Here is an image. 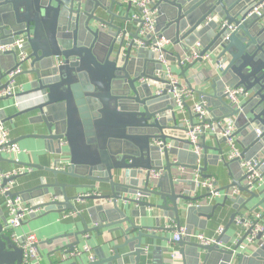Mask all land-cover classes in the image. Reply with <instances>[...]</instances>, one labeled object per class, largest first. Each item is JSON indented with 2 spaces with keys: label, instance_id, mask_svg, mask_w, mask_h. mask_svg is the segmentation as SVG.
<instances>
[{
  "label": "water",
  "instance_id": "1",
  "mask_svg": "<svg viewBox=\"0 0 264 264\" xmlns=\"http://www.w3.org/2000/svg\"><path fill=\"white\" fill-rule=\"evenodd\" d=\"M150 1L156 11V38L178 46L183 54L199 44L200 56L216 54L225 63L220 75L206 68L204 73L197 71L188 77L201 58L185 67L181 54L172 58L184 84L205 102L212 121L233 119L241 159L261 157L258 169L264 179V22L251 14L264 0ZM114 6H120L116 0H0V46L25 37L27 58L19 65L23 71L14 79L25 75L30 81L28 89L17 93L15 99L41 96L10 120L35 113L43 132L29 137L40 140L46 153L56 157L53 166L45 170L53 175V182L8 196H19L25 203L33 200L43 216L76 214L83 230L72 234L76 240L66 246L67 253L74 251L78 237L84 234L105 230L115 235L108 242L113 244L109 256L99 251L94 262L78 259V264H125L127 260L142 264L146 240L168 243L170 239L156 233H172L183 224L185 236L176 244L181 264H264L262 233L253 244L247 243L250 229L235 241L226 235L244 211H259L264 225V184L250 190L240 161H228L218 147L213 149L218 152L213 164H218L220 154L230 180L217 190L225 193L221 203L208 205L209 194H200L193 179H179L175 171H194L198 160L202 161L201 178L209 177L205 176L209 148L201 143L199 156L192 151L186 138L189 129L179 124L166 81L155 76L162 65L158 54L148 49L151 39L140 38V21H136L137 31L128 32L125 22L129 17L117 14ZM209 17L212 19L207 21ZM230 26L233 31L228 30ZM165 53L169 61L172 56ZM16 57V52L0 53V74L5 71L0 75V89L6 87L3 80L7 75L18 67ZM58 60L62 64L58 65ZM225 87H241L248 94L238 109L227 102ZM185 108L192 127L196 116ZM218 137L225 145V139ZM62 162L66 168L60 171L56 167ZM151 171L161 172V176L154 179ZM58 176L66 181L60 182ZM96 185L107 187L108 192H95ZM180 185L188 190H181ZM78 189L95 193L86 198L96 203L86 209L94 227L90 228L78 212L74 204L77 196L69 195ZM233 189L237 194L231 196ZM227 202L233 213L215 244L192 241V231L203 229ZM170 222L175 227L168 226ZM11 234L0 210V264H22L23 251Z\"/></svg>",
  "mask_w": 264,
  "mask_h": 264
},
{
  "label": "built area",
  "instance_id": "2",
  "mask_svg": "<svg viewBox=\"0 0 264 264\" xmlns=\"http://www.w3.org/2000/svg\"><path fill=\"white\" fill-rule=\"evenodd\" d=\"M128 4L132 8L131 19L135 21H140V31L139 36L142 39H151L148 49L151 52L157 53V61L162 65V70L155 73V76L158 78H163L166 81V92L169 95L170 99L173 102L175 111L179 114L185 112L186 102L192 99L194 92L189 89L186 85H183L179 80L173 75L171 71V65L168 60L165 58L166 47L169 45V42L163 38L155 37V19L156 11L152 7L150 0H127ZM251 14H254L256 17L261 18L264 22V1H262L257 7H255ZM212 17L207 18L211 20ZM228 30L233 31L234 29L230 26ZM25 43V37L20 36L16 37L12 43L0 46V53H9L16 52V67L11 71L7 77V85L4 89H0V101L8 98H15L17 93H21L22 86H17L15 77L21 74L23 71L20 64L24 63L27 58V53L23 51V45ZM200 46L195 44L187 54L184 55L181 59V64L185 67L188 66L198 59L201 58L200 64L205 68L212 69L217 75H220L225 70V63L221 59H217L216 54L206 53L203 56H200ZM57 64H62L58 60ZM162 92V90H160ZM223 95L226 97V100L232 107L238 109L242 104V101L248 97V94L241 87H225L223 90ZM41 99L39 94L29 96L27 98L17 99L14 106L17 110L22 111L29 103L36 102ZM190 112L196 116V122L190 127V122L184 120L185 127L189 129L186 134V138L192 144V151L199 156L201 154V148L198 144L201 135L206 133L212 134L214 136H220L225 139V145L227 152L225 158L228 161H240L241 169L243 171L245 178V185L250 190H258L263 184L264 179L262 174L259 172V165L261 163V157L252 159L250 161H243L241 159V149L237 144V139L234 136V122L233 119H226L220 122H213L210 119L207 111L205 110V102L198 101L190 109ZM210 120V121H208ZM256 135L259 136V131H256ZM26 154L25 150H22L18 144L12 142L9 136L8 128L0 120V156L8 155L11 156L14 160V163L17 164L16 167L12 168L8 172L0 171V195L4 196V206L7 211V225L8 229L12 231V240L17 244V246L23 251L22 264H42L39 261L38 254V241L34 234H21L20 236L15 233V230L20 228L23 222H25L30 216L40 215L43 211L41 208H34L28 206L19 196L9 197L8 194L11 193L13 188V182L10 180L12 178L29 174L32 172V168L28 166L19 165V154ZM200 161L196 162V169L192 172V179L195 183V188L200 191H205L209 194L208 205L215 203V201L220 197L221 192H218L217 187L214 184L212 179H202L200 173ZM65 163H61L56 169L63 171L65 170ZM150 176L154 179L161 176V172L151 171ZM7 183L3 186V182ZM95 193L86 192L77 197V203H83L86 201V198L94 195ZM237 194L236 190L231 191V196ZM261 214L254 212L246 217H236L234 219L235 224L239 226L242 230V233L247 230H251L250 235L247 237V243H255L256 237L259 233L263 234L264 238V225L260 222ZM222 229H219L217 234L221 235ZM184 228L174 231L172 238L170 239L171 252L170 260L171 264H181V257L179 255L178 249L174 246L185 236ZM191 239H196V242L209 246L215 244L216 238H206L201 234L191 235ZM240 238V236H239ZM18 241H20L18 243ZM80 253L88 254L87 260L89 262H94L95 258L91 253V250L88 246H84L80 251L70 252L71 256H78Z\"/></svg>",
  "mask_w": 264,
  "mask_h": 264
},
{
  "label": "crops",
  "instance_id": "3",
  "mask_svg": "<svg viewBox=\"0 0 264 264\" xmlns=\"http://www.w3.org/2000/svg\"><path fill=\"white\" fill-rule=\"evenodd\" d=\"M116 1L120 6H114L113 10L121 16L129 17L130 20L128 22H125V27L128 32L134 33L138 30L139 26L135 20L131 19L132 8L128 4L127 0ZM166 52L169 54V56H172L169 57V62L173 75L179 80L181 84L185 85L183 78L180 76L178 63L176 60L172 59L175 54H181V59H183L185 54L182 53L178 46H174L170 43L166 47ZM6 64L8 63L6 62ZM205 69V67L196 66L195 68H193V70L187 73V76H193L197 71H202V73H204ZM4 72L5 71L3 70L0 75H3ZM204 76H207V74H204ZM15 81L17 86H22V90H26L28 89L26 85L27 82L30 81V78L25 75H20L18 78H16ZM3 82H6V79H4ZM189 83L192 86V89L196 91L197 88L195 87L194 83L192 81ZM16 101L18 102L17 98L15 99L14 97L5 100L3 99L0 101V120L4 122L5 126L8 128L9 136L12 142L17 141L16 144H18L22 150L26 151V154L21 153L18 155L19 163L26 166L36 165L40 167V169H33L29 174L18 176V178L13 182V188L11 189L12 194H18L26 189H30L44 183L48 184L53 182V175L45 170L53 166V161L56 158L55 156L46 153L47 151L40 140L29 137L32 135L41 134L43 132L41 126L35 121V113L17 116L10 120V118L20 112L14 106ZM198 101L199 96L194 92L192 99L186 102V107H188V109H191V107ZM187 111L188 110L185 108V112L179 114V124H183V127H185L186 124L184 120L190 122V114ZM193 122H196V120L194 119ZM179 136H183L182 133ZM216 137L212 134L206 133L203 136V139L200 138L199 143H202L209 148L206 152L208 160L205 176H209L207 179H212L217 189H220L228 185L230 183V180L226 175V169L221 163L220 154L218 164H213V157L218 155V152L214 151L213 149L217 147L220 148L223 151V156L227 152L226 145L221 143L219 137ZM236 139L238 141L239 137H236ZM2 157L3 159L0 161V171L8 172L9 170L17 166L11 156L2 155ZM172 160H174V158H172ZM185 162L187 163V161ZM200 166H202V161H200ZM192 172L193 171L185 168H179L177 171H175V173L179 175V179L182 181L191 180ZM58 179L60 182L66 181V178L63 176H58ZM75 182L80 185L87 184L84 181L75 180ZM179 188L183 191L188 190L186 185H180ZM95 190L93 191L108 192L107 187L102 185H96ZM86 192L91 191L78 189L75 191H71L69 195L78 197ZM203 193L204 192L202 191L200 192V194ZM224 195L225 193L221 192L220 197L215 201V203H221ZM4 201V196L0 195V210L2 211L4 219H7V211L4 206ZM26 204L28 206L34 207L33 200H31L30 203ZM74 204L77 206L78 212L82 214L88 226L90 228L94 227V225L90 223V217L88 216V214H86V209L92 207L96 203L86 200L83 203H77L75 201ZM149 212L150 211H148V214ZM256 212L259 213V211ZM232 213L233 210L231 209V204L227 202L223 209L218 208L216 210L214 217L211 220L207 221L203 229L195 228L192 231V234H201L206 238H218V230H224ZM242 215L243 217H246L250 215V213L244 211L242 212ZM164 222L165 221H163V223ZM151 223H153V221ZM169 224L171 227H175V224L170 222L168 223V226ZM182 228H184V224L182 225ZM81 230H83V225L76 214L64 213L62 215L48 214L46 216H43V213H41L40 215H37V217L28 218L25 222H23L20 228L15 230V233L19 236L21 234L28 233L35 235L38 241V258L40 263L42 264H71L73 262H76L78 264V259H81L83 260V262H85L87 260L88 254L80 253L78 256H71L70 253H67L68 250L66 246L75 242L76 238L72 234H75L76 232H79ZM98 234H101V231L96 233L84 234L83 236L78 237L79 245L75 248L76 251H80L84 246H88L95 259H97V254L99 253V251L103 252L105 256H109L111 254L109 252L113 244H110L108 242L111 238H113L114 234H108L105 230L100 236ZM173 234L174 232H157L156 236L171 239ZM240 234H242V230L237 225L231 226V228H229L228 232L226 233V235L234 241L239 238ZM192 241L196 242V239L192 238ZM169 243L170 242L165 243L159 240H146V243L144 245L147 247V253L142 264H171L170 252L172 245ZM174 247L178 249L176 245ZM125 264H129V261L127 260Z\"/></svg>",
  "mask_w": 264,
  "mask_h": 264
}]
</instances>
